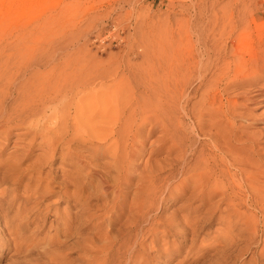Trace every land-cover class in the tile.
<instances>
[{
	"label": "rangeland",
	"instance_id": "obj_1",
	"mask_svg": "<svg viewBox=\"0 0 264 264\" xmlns=\"http://www.w3.org/2000/svg\"><path fill=\"white\" fill-rule=\"evenodd\" d=\"M198 7L216 11L221 25L247 20L251 26L243 42L230 45L228 57L236 55L249 62L264 54V0H0V50L4 49L0 64L23 61L18 53L8 52L16 47L40 49L44 43L46 47L57 43L58 49L73 42L69 52L77 63L84 56L91 61L89 67L94 60L111 75L98 86L110 87L124 75L129 84L118 89L120 102L132 106L140 92L136 83L145 61L143 46L152 36L194 41L196 35L190 29L194 18L199 27L211 25L198 18ZM60 52L54 62L57 71L62 69ZM37 63L39 73L48 72L44 59ZM254 73L248 72L250 78L247 73L238 78L241 87L222 91L220 96L223 103L227 98H239L238 109L245 114L233 119L235 135L255 141L257 147L253 159L247 145L232 142L238 148V159L264 164V103L258 102L264 97L253 105L249 102L251 92L264 94V73ZM155 79L153 84L162 86V80ZM197 82L186 87L192 112L202 109L207 96ZM98 86L96 104L88 90L87 96L77 100L79 105H73L79 108L70 110V124L75 121L96 128L89 131L90 136L108 135L111 127L112 103L105 101L106 94ZM207 119L205 116L202 123L204 133L196 134L208 154ZM224 120L220 122L225 124ZM21 131L13 128L7 142L0 134V146L6 144L0 162L15 163L26 154L25 144L17 141L26 143L30 138L19 139L16 134ZM177 134L182 143L186 132L178 130ZM161 135L156 128L142 139L136 160L124 161L117 171L122 172L121 179L110 156L93 157L92 146H71L72 158L86 164L79 170L73 159L62 164L59 153L53 164L44 158L45 163L39 162L45 149L35 144L30 159L18 161L23 181L15 186L12 179L17 175L0 180V264H264V257H258L264 247V221L253 200H264L260 197L264 196V183L250 182L256 185L250 200L238 174L229 185L224 179L222 188L216 190L207 184L196 189L186 186L178 173V141L159 142ZM99 143L94 141V145ZM187 157L188 167H192L196 158ZM30 176L34 181L27 185ZM36 180H41L38 188Z\"/></svg>",
	"mask_w": 264,
	"mask_h": 264
},
{
	"label": "bare ground",
	"instance_id": "obj_2",
	"mask_svg": "<svg viewBox=\"0 0 264 264\" xmlns=\"http://www.w3.org/2000/svg\"><path fill=\"white\" fill-rule=\"evenodd\" d=\"M229 16L231 17V14ZM198 18L201 22H211V25L208 24L209 28L199 27L198 19L194 18L191 21L193 24L191 23L190 26V29L195 33L191 34L196 35L194 41L153 36L147 40L149 46H143L145 61L143 68L140 69V79L136 83L140 92L138 98H133L134 104L132 106H125L120 102L121 95L118 93V89L129 84L124 75L110 87L98 86L111 75L94 60L89 67L91 61H88L84 56L80 57L81 63H77L75 61L76 56L69 52L70 47L74 45L73 42H66L62 48L58 49L57 43H50L47 47L44 43V48L40 47V49L26 45L24 49H18L15 46L13 51L9 50L8 52H12L11 54L13 52L18 53L19 58L23 61L19 64L15 62L16 60L11 64H8V61L5 62L6 64H0L2 65L0 66V134L4 136L7 142L11 130L21 128L23 131L17 133L16 136L19 139L21 137H29L30 139L26 143L25 141H17L25 144L27 150L21 160H17L15 163L0 162V180L6 181V177L17 175L16 178L12 179L14 185L16 186L23 181V174L18 168L20 165L18 161L30 159L35 144L38 148L44 147L45 149L38 161L42 162L41 160L44 158L46 160L44 161H49L50 164H53L56 153L60 154L62 164L71 161L70 159H73L71 153L73 144L92 146V156H110L117 173V171H121L124 161L128 163L136 160V153L139 151L142 139L149 136L154 129L159 128L162 134L159 142L168 140L175 144L174 142L178 141V143L176 142L179 147L178 157L181 160L178 173L183 176L182 184L190 185L194 189L204 187L207 184L216 190L219 187L222 188L225 183L224 179H226L227 184H231L228 181L236 179L238 174L250 193L248 199L250 200L251 193L256 189L253 187L256 185L250 182L264 183V166H262L264 164H259L257 160L238 159L239 155L235 154L238 148L235 150L232 142L247 145L248 150L254 156L253 159L257 156L255 155L257 147L255 141H251L249 138L243 140L239 137L240 135H235L233 119L245 114L238 109L239 98H227L223 103L220 93L240 88L242 83L239 80L245 78V74L248 72L249 74L264 73V54H261L254 61L250 59L251 62H247L245 57V60L235 58L236 55L228 57L229 53L227 54V52L230 45L238 46L241 41L243 42V35L246 31L251 29V26L246 24L247 20L244 23L231 21L228 26L221 25V20L216 11L213 9L206 10L202 7H198ZM224 20L222 21L224 22ZM59 50L61 51L62 63L60 66L62 69L57 71L54 62L57 61ZM3 51L4 49L0 50V53L4 54ZM238 54L240 55L239 52ZM40 59H44L49 66L48 72L43 74L39 73L41 69L37 61ZM14 68L19 69L18 73L12 72ZM248 75L246 78H250ZM156 77L162 80V86L153 84L157 80ZM238 78L240 79L238 80ZM194 80L207 90L202 109L199 108V111L196 110L198 107L194 109L197 113L190 111V96L186 90V87L191 85L190 82ZM247 84L252 86L250 83ZM97 86L103 89L102 93L106 94L105 101L112 103L109 123L111 127L108 135L90 136L89 131L96 130V128H86L75 121L70 124V110L79 108L73 105H79L80 101L77 102V100L87 96L88 90H91L93 104H96ZM173 87L177 90L173 91ZM220 89L222 90L220 91ZM251 93L250 97H247L251 98L249 102L252 105L255 104L257 98L264 97V94L259 93V91ZM201 98L203 99V97ZM259 100V103H264V98ZM10 101L13 102L10 104ZM244 107L247 111V106L244 105ZM262 107L264 106L261 105ZM205 116L209 118L207 121L210 124V129L206 133L207 144L210 149L208 154L204 153L202 143H198L196 134L197 132L204 133L202 123H204ZM222 118L225 119V124L220 122ZM147 125L149 128L145 134ZM191 126L196 127L195 133ZM178 130L186 132V137H183L182 143L178 140ZM182 136L184 135L182 134ZM94 141H99L101 144L94 145ZM198 144H200L199 147ZM5 145L4 143L0 146V152ZM248 150L246 149V151ZM187 156L196 158L192 167H188ZM73 160L77 162L76 166L79 170L86 167V164L81 161L78 162L76 157ZM37 164L34 165L37 166ZM117 175L121 179L122 172L117 173ZM149 179H151L149 182L151 184L152 177ZM26 181L27 185H31L34 178L30 176ZM36 182V188H38L41 180H36ZM150 186L147 185V187ZM47 187H50L49 184ZM255 192L258 193V191ZM253 200L254 207L260 210L261 221H264V200L258 198H253ZM259 255L258 257H264V247L260 249ZM256 263L259 264L258 261Z\"/></svg>",
	"mask_w": 264,
	"mask_h": 264
}]
</instances>
